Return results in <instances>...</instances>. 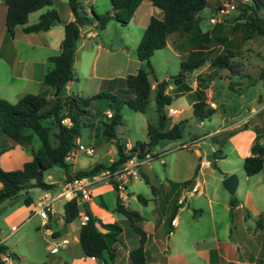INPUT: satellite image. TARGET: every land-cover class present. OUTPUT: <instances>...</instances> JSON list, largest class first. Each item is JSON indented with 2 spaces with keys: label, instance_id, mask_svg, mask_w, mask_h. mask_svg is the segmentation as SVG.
<instances>
[{
  "label": "rangeland",
  "instance_id": "obj_1",
  "mask_svg": "<svg viewBox=\"0 0 264 264\" xmlns=\"http://www.w3.org/2000/svg\"><path fill=\"white\" fill-rule=\"evenodd\" d=\"M67 1L68 0H55L53 6H45L41 9L55 8L59 13V18L64 20L70 11ZM87 2L97 14H105L111 10L109 0H87ZM143 2H145L144 5L140 7L135 19H133L131 23L121 25L114 20H109L102 30L94 26L91 28V30L96 32V35L88 39L85 46L78 49V56L74 64L75 75L74 79L71 81V94L91 97L99 91L111 92L112 89L110 84L106 82L109 79L125 77L129 73H133L135 69H143L148 72V79L151 83L152 91L149 95L144 112L133 111L125 104H121L119 107V111L122 115V122L116 128V137L121 143L125 144V141H127L131 145H135L137 142L147 141V126H154L157 123L154 102V90L157 81L176 76L180 71V62L187 58L190 50L195 49V46L187 39L186 34L173 33L169 36V42L172 48L165 47L154 51L149 58V66L146 61H139L137 59L136 48L144 31V24L147 19H149L145 11L146 6H148L150 2L147 0ZM209 2L210 6H206L200 12V16L197 20L201 30H207L211 27L209 17L217 12V8L221 4V0H209ZM233 4V9H230L226 15L220 17L223 32H226L229 38L242 33V23L244 21L239 15V7L244 4L240 0L233 1ZM247 4H251V0H249ZM85 8H88V6L86 5ZM256 15L264 21V8L258 9ZM88 16L91 15L89 14ZM29 22L31 23V19H29ZM87 27L88 25L83 26L81 29L83 30ZM81 41L82 38L80 37L78 45ZM96 45H100V47L97 48ZM221 48L220 46L217 50ZM240 51H242L241 55L236 61L241 64L242 62L245 63L246 71L242 66V72H248L251 77L255 78L254 83L248 85L247 89H245L243 98H239L228 89L227 78H229V76L226 70H220V75L216 77L214 83L212 82L213 84L208 91L210 93V97L208 98L212 100L216 107H218L219 103H223V106H231L232 104L235 109L240 107L239 110L241 111V115H239V117L250 111L248 108L244 109L246 107H244V105L248 103L249 105L252 104V99H257L260 93H264V77L259 78L261 71L264 69V38L258 35H252V38L242 43ZM215 53H217V51L209 48V50L202 54V57L203 59H207V63L209 58ZM92 61H95L94 72L90 70ZM101 76H103V78H99ZM187 79L188 82L192 83L195 79V74L191 73L188 75ZM233 80L238 81V78L234 77ZM172 88H174V85ZM172 96V101L167 109L176 108L181 111L168 119V125L186 120L184 128L181 131L182 136L175 141H163L153 149L155 154H161V156H155L142 166L145 175L149 178L150 184H147L140 172H138L137 176H134L131 181L126 183L127 188L125 194L127 197L123 199L120 198V202L126 204L130 209L142 213L145 219L139 222V225L143 229L149 230L153 215L156 214L155 211L153 212L155 207L154 201H150L152 197L150 185L158 187L162 183L175 182L179 184L180 187H187L189 189L191 181L202 180L203 184L200 189H204L205 193H210L214 190V199L220 202L223 201L224 197H231L222 186V179L220 178L223 176L221 171H223V173L231 171L230 174H235L239 182L234 197L243 200L245 189H250L252 193V202H249L244 208L240 209V212L246 210L249 214L246 221L248 219V223H255L253 219L257 220L258 216L254 214L264 206V178L263 172L253 176H247L243 170V160L236 148L245 143L247 136L244 132H239L233 139L231 137L224 138L225 142L222 144L218 143V146H216V141L224 137L223 134L217 135L215 138L207 136L197 140L198 137H202L204 134L208 133V131H212L221 125V116L224 114L223 111L219 109L210 118L200 120L192 115L190 104L191 96L188 95V93L181 94L176 89H173ZM209 105L215 108L213 104ZM254 107L256 109L258 108L257 102L254 104ZM104 108L105 102L103 100H98L94 103L91 112L98 115ZM168 116H171L170 113H168ZM261 117V115H256L253 119H250V117L247 123L254 125V123L257 122L256 120H261ZM84 122L86 126L81 128L78 140L85 147H93L95 153L88 156L80 151L73 150L74 157L69 160V163L74 165V169L76 170L86 169L99 162L109 164L114 160L116 155L114 141L107 140L97 132L95 133V127H101L98 118L93 119L92 117H88L84 119ZM64 123H67V120H64ZM91 123L92 127L89 125ZM247 123H241L238 129L246 128L248 126ZM49 124V120L43 122L44 126L51 128L50 140L53 142V133L55 129L53 125ZM23 133L31 134V140L28 145L24 147L18 145V148H20L24 156L29 159L31 152L36 151L40 147V141L30 129H24ZM0 136L8 138L2 133H0ZM6 140L10 139L8 138ZM182 144L189 145V148L181 147ZM211 146L219 147L222 151L223 158L211 160L216 166L215 168V166L211 164L210 168L213 172H211L210 168L202 167L203 169H201L200 173L198 172L194 177V170L199 163L194 151L197 149L202 153L213 155L211 153ZM16 155L14 156L15 159L20 158L19 155ZM3 167L4 166L1 168L5 171L20 168V166L13 168V166L10 165V169L7 170ZM66 172L70 173V170L52 167L45 172L44 181L46 183H54L57 186H61L63 183L62 180L65 181ZM227 175L229 174H226V176ZM90 189V201L100 206L105 211L101 219L118 223L123 229L125 234L124 239L128 245L131 247L136 245L138 236L133 231L128 220L123 215L113 211L117 196V192L113 185L108 181H100L94 183ZM39 193L40 189L38 188L22 190L15 198L7 199L0 203V238H3L1 247H3V251L6 255L9 256V264H60L63 259H68V261L72 259L66 258L64 249L59 248V252L54 254L48 251L47 245L49 238L45 232L41 230L39 217L33 215V205L24 204L25 198H30L32 202L33 200L36 202ZM137 195H141L148 199L149 203L144 206L137 199ZM183 197L185 201L181 205L184 207V211L180 213L182 219L184 216L192 215L191 208L193 206H195L196 209H203L204 213L197 223H195L197 227L192 228L193 225L190 223L191 221H187L184 227H181L182 224H180V227L173 235L165 238L164 242L166 246L170 247L171 253L175 254V256H178L179 253H185L188 259L186 264H204L202 258L194 253L195 244L192 238L211 235L212 222L207 211V198L206 195L196 196V193L193 192L191 196L183 195ZM63 201L64 199L57 200L53 204V208L61 209ZM82 205L81 210L88 207L87 203ZM214 207L216 208L217 205H214ZM163 208L164 205L162 204L158 212L162 213ZM216 217V226L219 233V225L222 221L220 216ZM188 218L189 217H187V219L184 218V220H188ZM229 218L230 217L226 218V220L229 221ZM233 221H235L234 217ZM49 225L50 223L47 225L50 230L62 228L63 232L61 238H67L69 243L73 244V258H82V261L79 260L78 264L90 263L84 261L86 258L81 251L78 241L75 240L78 237V217L74 219L71 224H65V226L63 224H56V222L51 226ZM65 227L66 229H64ZM197 230H199L200 233H197ZM51 232L54 236V232ZM61 238L55 239L54 241L58 242ZM105 256L108 259V255Z\"/></svg>",
  "mask_w": 264,
  "mask_h": 264
},
{
  "label": "trees",
  "instance_id": "obj_2",
  "mask_svg": "<svg viewBox=\"0 0 264 264\" xmlns=\"http://www.w3.org/2000/svg\"><path fill=\"white\" fill-rule=\"evenodd\" d=\"M54 1L3 0L6 6L5 25L8 34L13 36L17 26H23L25 33L50 29L54 25V20L58 19L55 8H50L42 13L34 24L26 25V23L30 13L45 6H53ZM83 1H67L73 19L64 23V37L59 45V53L49 57L52 67L43 77L41 91L37 94H25L14 103L0 98V133L6 135L13 143L24 147L30 143L31 134H25L23 130L30 129L40 141V147L31 152V159L23 163L21 168L5 171L0 167V203L15 198L22 190L56 188L57 185L54 183L44 181V174L52 167L69 170V163L65 157L75 147L76 140L80 137L81 128L86 126L85 118L92 117L100 120L101 127L96 126L95 133L97 132L107 140L114 141L116 155L109 164L99 162L74 173L66 172L65 181L75 177L93 176L107 169L115 170L130 157L124 152L123 143L116 137V128L122 122L119 107L121 104H125L133 111L144 112L152 91L148 72L138 69L135 73L125 77L109 79L106 82L110 84L112 91H99L91 97L67 94L65 86L74 79L73 61L76 43L80 37V28L89 25L102 30L109 20L127 25L135 10L144 0H109L110 12L97 14L91 7V16L82 14ZM147 1L162 12V17L152 16L150 18L136 48L137 59L146 61L149 66V58L153 52L165 48L167 37L173 33L186 34L195 49L190 50L187 58L180 62V71L176 76L156 83L154 102L157 123L154 126H147V141L137 142L130 151L131 155L136 153L140 157L145 152L152 151L161 142L175 141L182 136L181 131L186 120L174 123L170 127L167 126L170 117L167 116L166 110L172 101V97L165 93L168 85H174V88L180 93L189 91L191 86L187 79L188 75L199 70L207 61V59H203L202 54L209 48L217 51L208 61V67H211L213 71L205 74L200 73L196 76L197 88L193 92L195 100L191 105V112L195 118L208 119L215 112V108H212L204 97V90L208 87V82L218 76V71L226 70L229 75L247 78V85L253 84L255 78L249 74H243L242 64L236 59L244 41L252 38V35L264 38V21L256 15L258 9L264 8V0H251V4L245 3L239 7V15L244 20L242 33L231 38L226 32H223L222 23L213 24L204 32L199 28L197 20L200 12L208 5L207 0ZM77 21L81 23V26L77 24ZM220 46L222 48L217 50ZM263 77L264 69L259 75V78ZM229 87L232 89L233 84L229 83ZM98 100L105 102V108L96 115L91 112V109ZM104 110H109L111 115L107 116L103 112ZM46 120H49V125H53L55 129L53 142L50 140L51 128L43 125ZM64 120H67V123H64ZM89 125L92 127V123ZM219 153L214 151L213 157L221 158ZM263 162L264 141L256 136L250 147V155L243 159L245 174L252 176L261 172ZM212 165L215 166L214 163ZM196 171L197 169H195V174ZM141 176L149 184L148 178L143 174ZM112 185L117 192L115 185ZM151 190L154 191L153 186H151ZM137 199L144 205L147 203V199L141 195H137ZM31 203L30 198L24 199V204L30 205ZM236 205L237 200L232 197L230 208L232 209ZM81 206L83 205H78L74 199L64 203L63 221L65 224L71 223L78 217ZM84 211L88 215V221L80 226L78 244L84 256L94 258L98 262L104 261L105 255L111 254V244L122 232V227L116 222L103 223L91 213L88 207H85ZM113 211L123 215L138 236L137 246L129 251V263L149 264L144 251L146 233L139 225L143 219L142 216L138 211L124 206L118 195ZM1 248L3 249V247Z\"/></svg>",
  "mask_w": 264,
  "mask_h": 264
},
{
  "label": "crops",
  "instance_id": "obj_3",
  "mask_svg": "<svg viewBox=\"0 0 264 264\" xmlns=\"http://www.w3.org/2000/svg\"><path fill=\"white\" fill-rule=\"evenodd\" d=\"M207 2H208L207 6H210L209 0H207ZM144 3L145 2H141V4L135 10V13L129 23H131L133 19H135L138 10L142 5H144ZM86 5L88 6V8H85ZM91 7L92 6H90L87 0H84L82 2V12L84 11L86 15L89 14L91 15ZM47 10L48 9H39L30 13L28 15L26 25L34 24L38 20L39 16ZM145 12L147 13L149 19H147L146 23L144 24V29L147 26L152 16L158 18L162 17V12L156 7H154L151 3L148 4V6H146ZM57 15H58V22L54 23V25L46 31L25 33L23 31V26H17L15 28L14 35L10 36L7 32V28L5 25L6 6L3 0H0V98L5 99L11 103H14L21 96L25 94L28 93L37 94L41 91L43 77L45 73L52 67L51 62L49 61V57L55 56L59 53V45L64 37V23L73 19V15L70 11L66 19L64 20L59 18L58 12ZM29 19H31V23L29 22ZM92 27L93 26L88 25V27L83 30L80 28V37L82 38V41L80 42L79 45L77 41L75 47V54L73 61L74 75H75L74 64L78 56L77 55L78 49L85 46L86 41H88V39H91L96 35V32L91 30ZM204 31L206 30H202V32ZM169 36L167 37L166 47L172 48L169 42ZM96 46L97 48L100 47V45H96ZM241 52L242 51L239 50V55L237 58H239ZM94 64L95 61H92L90 67L91 72H94ZM242 66L246 71L245 63L242 62ZM137 70L138 69H135L133 73H135ZM212 71L213 69L211 67H208V62H207L199 70L192 72L195 74V79L192 81V83H190L191 89L189 91L183 92V93H188V95L191 96L190 98L191 105L195 100V96L193 92L197 88L196 76L200 73L205 74ZM133 73H129V74H133ZM242 73L249 74L248 72L247 73L242 72ZM218 75H220V71H218ZM228 76H229V78H227L228 87H229V83L233 84L232 89H230V87L228 88L230 92L236 94L239 98H243L245 89H247L248 86L246 84L248 79L245 77L232 76L229 75V73ZM234 77H237L238 81H234L233 80ZM99 78H103V76ZM215 79L209 81L208 87L204 90V97L206 102L208 104H213L214 106L215 104L212 102V100L208 98L210 97V93L208 91L210 90V87L214 83ZM172 86L173 85H168L165 90V93L171 97H173L172 96L173 89H175L172 88ZM65 90L67 94H71V81L67 83V85L65 86ZM263 95L264 93L262 94L260 93L257 99H252L251 101L252 104L249 105L248 103L247 105H244V107L246 106L244 109L248 108V110L250 109V111L247 114L240 117H239V115H241V111L239 110L240 107H238V109H235L234 105L232 104L231 106L230 105L223 106V103H219L218 107L215 106L214 114L219 109L223 111L224 114L221 116V125L213 129L212 131H208V133L204 134L202 137H198L197 140L205 138L207 136H210V138H215L217 135L223 134L224 137H221L216 141L217 142L216 146H218V143L222 144L225 142L224 138L231 137L233 139L237 135V133L244 132L245 135L247 136V139L242 146H237L236 148L240 157L243 160L246 156L250 155V147L256 136H258L261 141H264ZM256 102L258 105L257 109L254 107V104ZM171 109H176V108H171ZM180 111L181 110H179V113ZM103 112L111 113L109 110H104ZM256 115H261L262 116L261 120L260 121L259 119L256 120L257 122L254 123V125L248 124L247 123L248 118L251 117L250 119H253V117H255ZM167 116H168V109H167ZM169 117H172V115ZM241 123L243 124L247 123L248 126L243 129H238ZM167 126L170 127L171 125H167ZM6 139L8 138H4L3 136H0V167L4 166L3 168L7 170L10 169L9 167L10 165L13 166V168L17 166H20L21 168L23 163L31 159V156L28 159L26 156H24L23 151L20 148H18L17 144H14L10 140H6ZM214 150L220 152L219 154L221 155V158H223L222 151L221 149H219V147L211 146L212 154ZM152 152H154V150H152ZM16 154L19 155L20 158L15 159L14 156ZM194 154L199 160V163L195 168L197 169L196 174L194 173V177H195L198 174V172L200 173L201 169L203 168L209 169L211 167V164L214 163L211 162V160L216 158L213 157L209 161L207 159L208 153H202L200 150L197 149L194 151ZM73 157L74 156H72V158ZM69 160L67 161L68 163ZM69 170L70 173L79 171L74 169V165L70 163H69ZM139 172L140 174L145 175L143 167L140 168ZM211 172H213L212 169ZM230 172L231 171L223 173V171H221L223 177H221L220 179L223 180L226 174H230ZM261 172H263V178H264V162H263V169ZM132 179H130L129 181H131ZM62 182L64 181L62 180ZM202 184H203L202 180L201 181L194 180V186L192 189H188L187 187H182V186L180 187L179 184L175 182L162 183L158 187L152 185L154 187V191L151 190L152 197L150 198V201H154L155 207L153 209V212L155 211L156 214L153 215L150 229L145 230L142 228L146 233V242L144 245V251H145L147 263L186 264L188 262L185 253H179L178 256L172 254L170 251V247L165 245L164 239L168 238L170 235H173V233L180 227V224H182L181 227H184V224H187V221L188 222L191 221L190 223L193 225L192 228L197 227L195 223H197V221L202 217L204 213L203 209L201 208L196 209V207L193 206L191 208L192 215L190 216L187 215L186 217L184 216V218L186 219L187 217H189L188 220H184V218L182 219V217L180 216V213L184 211V207L181 205L185 201L183 195L191 196L193 192L196 193V196L206 195L207 205H208L207 211L212 222L211 235L207 237L199 236V238H192V241L195 244L194 253L202 258L204 264H264V206L254 214L255 216H258L257 220L253 219L255 223H248V219L246 221V218L249 217L248 212L246 210L240 212V209L244 208V206L247 205L249 202H252L253 199L250 189H245L243 200H240L234 197L233 195L229 198L224 197L223 201L217 202L214 199V194H213L214 190L211 191L210 193L209 192L205 193L204 189H200L202 187ZM238 186H239V182L237 183V187ZM232 197H234L235 200H237V205L231 209L230 200ZM60 199H64L61 205V209L54 208L53 215L49 216V223H50L49 226H51L54 222H56V224H63L65 226L63 221L64 220L63 205L66 201H68V199L66 198H60ZM180 199H183L182 203H179ZM89 201L84 203L88 204V208L91 211V213L97 218H99L103 223H111L108 220L104 221L103 219H101V216L105 214L104 209L101 208L100 206H97L92 201L90 202ZM148 201L149 200L147 199V203L143 205L146 206L149 203ZM34 203L35 202L33 200L31 205L34 206ZM162 204L164 205V208L162 213H159L158 209L161 207ZM123 205L126 206V204L124 203ZM214 205H217V207L215 208ZM139 214L142 216L143 218L142 221H143L145 219L144 215L142 213ZM216 216H220L222 221V223L219 225L220 227L219 233L217 231V226H216V218H217ZM173 217L176 218V221L174 225H171L170 220ZM228 217H230L229 221L226 220V218ZM233 217L235 218V221H233ZM64 229H66V227ZM79 229H80V224H79L78 232ZM51 231L54 232L55 237L57 236L61 238L63 232L62 228H55ZM196 232L200 233L199 230H197ZM124 235L125 234L122 229V232L117 236L116 241L111 244V248H110L111 254L108 255V259L105 256L104 261L98 262L94 258L85 256L86 260L84 261L86 263L90 262L89 264H130L128 254L132 248L137 246L138 238H137V244L131 247L124 239L125 237ZM0 239L3 241V238ZM75 240L78 241V237ZM70 244L71 243H68L66 246L61 247V249L65 250L66 258H72V259L70 261H68V259H63V261L60 264H64V263L78 264L79 260L82 261V258L79 259L73 258L74 255L73 244H71V246Z\"/></svg>",
  "mask_w": 264,
  "mask_h": 264
},
{
  "label": "built area",
  "instance_id": "obj_4",
  "mask_svg": "<svg viewBox=\"0 0 264 264\" xmlns=\"http://www.w3.org/2000/svg\"><path fill=\"white\" fill-rule=\"evenodd\" d=\"M235 0H221V4L217 8V12L214 15L209 17V23L211 25L220 23L223 15H226L230 9H233ZM243 4L247 3L249 0H240ZM264 97V95H263ZM170 115L178 114L179 110L177 109H168ZM111 113H107V116H110ZM181 147L189 148V145L182 144ZM133 145L125 141L123 144L124 152L130 157L127 161L119 166L115 170H103L93 176H84L79 178H73L69 181H64L61 186H57L55 189L51 190H41L37 196L36 202L33 206V215H37L40 219V226L42 232L49 238L47 249L50 253L54 254L59 251V248L66 246L69 243L67 238H61L58 242H55V239L59 237L53 236V233L48 228L49 216L53 215L54 208L53 204L60 198H66L68 200L74 199L78 205H82L84 202L90 200L91 195V186L100 181H108L111 184H114L118 193V196L123 199L126 197V183L134 176L138 175L140 168L148 161L152 160L155 156H161V154H155L153 152H145L142 157L136 153L132 154ZM73 150L80 151L85 155L91 156L95 153L93 147H85L82 145L79 140H76L75 147L68 153L65 157V160L68 161L74 155ZM183 199L179 200V203H182ZM80 226L85 224L88 221V215L84 210H81L78 215ZM176 218L173 217L170 220L171 225H174ZM2 240L0 239V264H9V256L1 248Z\"/></svg>",
  "mask_w": 264,
  "mask_h": 264
},
{
  "label": "water",
  "instance_id": "obj_5",
  "mask_svg": "<svg viewBox=\"0 0 264 264\" xmlns=\"http://www.w3.org/2000/svg\"><path fill=\"white\" fill-rule=\"evenodd\" d=\"M82 14H86L84 11L82 12ZM58 19L54 20V23H57ZM77 24L79 26H81V23L79 21H77ZM166 114H167V110H166ZM213 158V155H208L207 159L211 160ZM237 176L233 173L227 175L223 180H222V186L224 187V189L231 195L233 196L235 194V190L237 187ZM194 186V181H191L189 184V189H192Z\"/></svg>",
  "mask_w": 264,
  "mask_h": 264
}]
</instances>
